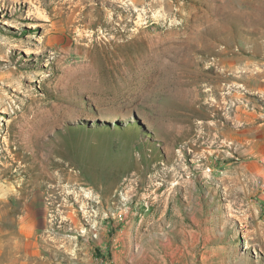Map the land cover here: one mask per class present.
Instances as JSON below:
<instances>
[{"label": "rangeland", "instance_id": "obj_1", "mask_svg": "<svg viewBox=\"0 0 264 264\" xmlns=\"http://www.w3.org/2000/svg\"><path fill=\"white\" fill-rule=\"evenodd\" d=\"M109 1L0 0V264H264V0Z\"/></svg>", "mask_w": 264, "mask_h": 264}, {"label": "bare ground", "instance_id": "obj_2", "mask_svg": "<svg viewBox=\"0 0 264 264\" xmlns=\"http://www.w3.org/2000/svg\"><path fill=\"white\" fill-rule=\"evenodd\" d=\"M86 0H76V4H80V3H84L83 5V8L81 9V13L84 14V15H87V13H89L91 15L92 12H94L95 10L91 8V5L88 4V3H85ZM109 3H111L112 5H115L114 2H111L109 0H107ZM161 0H155V3H159ZM133 2L135 4H141L142 2L140 0H133ZM151 3V2H150ZM153 3V1H152ZM149 4V3H148ZM151 6V4H149ZM154 5V4H152ZM93 7V6H92ZM97 9V8H96ZM93 14V13H92ZM91 17V16H90ZM92 18V17H91ZM2 174V173H1ZM0 190L3 192V193H6V192H9V187L7 185H2L0 186ZM14 190V189H13ZM27 229V227H26ZM24 235H26V237L29 239L32 238V233L31 231L28 229L26 230L25 232H23ZM8 240H5L3 241L2 243V246H1V253H0V256H3L5 251L6 252H10L11 254V257H12V254H15L17 253L19 250H20V245L17 243L18 239L20 238L19 236H10V237H7ZM16 241H13L15 240ZM7 248V249H6ZM6 249V250H5ZM18 257V256H17ZM3 258L5 259V255L3 256ZM8 259V258H7ZM19 259V258H18Z\"/></svg>", "mask_w": 264, "mask_h": 264}]
</instances>
